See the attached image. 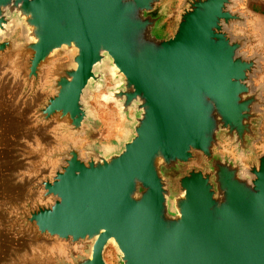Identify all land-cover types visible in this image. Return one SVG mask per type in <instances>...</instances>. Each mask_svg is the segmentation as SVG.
<instances>
[{
    "label": "water",
    "instance_id": "water-1",
    "mask_svg": "<svg viewBox=\"0 0 264 264\" xmlns=\"http://www.w3.org/2000/svg\"><path fill=\"white\" fill-rule=\"evenodd\" d=\"M244 0H183L173 31L164 0H0V57L19 54L36 86L56 57L38 111L75 137L100 127L91 96L117 110L109 144L68 145L40 182L49 206L21 218L38 237L87 243L71 263L264 264V153L245 167L215 153L227 140L254 155L264 119L263 57L234 36ZM200 154L202 170H186Z\"/></svg>",
    "mask_w": 264,
    "mask_h": 264
},
{
    "label": "rangeland",
    "instance_id": "rangeland-1",
    "mask_svg": "<svg viewBox=\"0 0 264 264\" xmlns=\"http://www.w3.org/2000/svg\"><path fill=\"white\" fill-rule=\"evenodd\" d=\"M172 8L177 12L182 10L183 0H171ZM264 0H244L238 4L237 8L241 13L248 17L245 28L234 27L232 34L234 36L245 37L249 41L244 51L247 56L255 53L261 55L264 59V46H259V40L253 41L250 39L252 26L258 27L261 23L257 20L258 15H249L247 12L256 6L262 14H264ZM263 16V15H262ZM251 27V28H250ZM9 59L12 71L18 74L20 82L8 83L7 90L1 94L0 116L1 121H8L10 112L7 110L4 98L10 97L13 99L16 94L19 103L28 111V117L31 119V127L33 133L43 131L45 129L60 126L62 133L66 137L63 144L59 146V151L56 147L49 146L44 153H37L41 150L39 145L32 143V152L29 159L19 156L17 153V144L13 142L12 134L14 132L13 123H0V264H59L60 262L71 263L72 257L86 256L87 243L71 244L69 241H59L55 238L38 237L34 229L24 223L21 218L27 215L28 210L35 209L37 206H49L53 203L52 198L44 199L43 191L39 187L41 181L51 179L55 170L58 168L59 159L54 157L56 154L62 153L67 149L68 145L82 149L87 140L82 137H75L65 131L64 122H59L56 118L49 122L42 121L39 110L45 103L46 99L53 94L50 87L53 79V71L59 64L66 63V56L56 57L51 60L46 66L41 68L39 81L36 86L32 83L28 84L25 79L26 64L22 63L19 54H8L0 57V59ZM264 83V60L261 63V73L254 79L255 86ZM104 93L100 91L91 96V106L96 114H106L105 121L117 117L115 110L111 106H101L99 97ZM3 97L4 95H6ZM264 98V90H263ZM264 114V108H262ZM108 117V118H107ZM101 131L103 130L100 128ZM261 139L254 145V155L242 159L236 155L235 149L227 140H222L219 144V149L215 153L227 157L232 161L241 160L245 167H249L255 163V159L264 153V119L259 127ZM18 136V133H17ZM85 144V145H84ZM63 149L62 152H60ZM16 154V155H15ZM14 155L16 157H14ZM204 168V159L200 154H195L187 166L186 170ZM66 258H65V257ZM108 264H116L115 252L109 246L104 254Z\"/></svg>",
    "mask_w": 264,
    "mask_h": 264
},
{
    "label": "crops",
    "instance_id": "crops-1",
    "mask_svg": "<svg viewBox=\"0 0 264 264\" xmlns=\"http://www.w3.org/2000/svg\"><path fill=\"white\" fill-rule=\"evenodd\" d=\"M165 3H169V14L171 15V18L166 22V30L167 31H173L176 24L177 20L180 15V11L177 10L175 11L172 8V2L171 0H164ZM264 5V2H262ZM251 11H248L247 13L250 15H258L257 20H260L261 18V23L258 27L252 26V32L250 39L253 41H256L257 39L259 40V46L261 48L264 46V14H262L259 10H257V7L254 6L251 8ZM263 15V16H262ZM251 28V27H250ZM12 83L15 85V83L20 82V77H18V74H15L12 71V67L10 66V61L9 59L3 58L0 59V99H1V94L7 93L3 92L6 88V85L8 83ZM17 95L11 99L10 97L6 98L4 95L3 97L4 103H6L7 106V111L10 112V118L8 121H1V116H0V123H13V129L14 132L12 134L13 137V142L17 144V153L19 156H22L23 158L29 159V156L31 155L32 152V147H33V142L38 144L41 150H38L37 153H44L45 149H47L49 146H53V143L55 144L54 147L55 150L59 151V146L63 144L64 140H66V137L62 133V128L58 125L54 126L53 128L51 127L50 129H45L43 131H38L33 133V129L31 127V119L28 117V111L24 108L19 103V100L17 99ZM100 101L101 106L104 107H109L111 106L113 110H115L117 117L112 121V119H109V121H105L106 114L104 113L103 115H97L98 119L100 120V127L93 133H90L88 136L82 137L83 140H87V143L90 142H97L100 144H109L113 141H115L119 129L122 127V123L119 120V116L117 113V110L114 109L112 105H107L101 101V97L98 98ZM1 103V101H0ZM108 110V109H103V111ZM102 128L103 130L101 131ZM18 133V136H17ZM84 144V145H85ZM59 145V146H58ZM79 149V147H78ZM63 149L60 151L62 152ZM15 154V155H16ZM14 155V157H16ZM65 257V256H64ZM66 258V257H65Z\"/></svg>",
    "mask_w": 264,
    "mask_h": 264
}]
</instances>
